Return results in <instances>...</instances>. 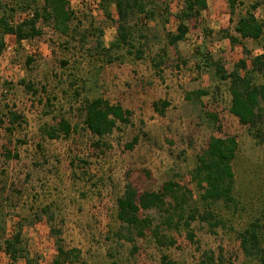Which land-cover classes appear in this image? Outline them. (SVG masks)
I'll return each mask as SVG.
<instances>
[{
  "label": "rangeland",
  "instance_id": "1",
  "mask_svg": "<svg viewBox=\"0 0 264 264\" xmlns=\"http://www.w3.org/2000/svg\"><path fill=\"white\" fill-rule=\"evenodd\" d=\"M68 1L75 15L71 28H77L78 34L62 36L45 27L42 37L20 44L7 36L0 56V111L6 114L7 104L23 122L12 134L0 127V244L22 224V246L30 264H54L56 238L49 234L48 215L41 212L49 207L64 249L73 252L64 264H162V255L174 264H199L208 251L214 252L215 259L222 256L223 264H262L257 257L244 255L236 236L257 223L264 260V142L229 113V82L216 75L217 64L227 73L233 71L246 56L243 46L253 56L261 54L258 43L231 45L223 30L236 36L237 17L230 15L225 0H208L201 17L187 22L185 40L171 46L166 36L176 32L175 15L182 9V0H152L149 6L156 7L154 19L137 16L128 20L131 42L135 50L142 49V59L135 58V50L128 54L126 47L110 52V59H123L109 65L108 57L95 45L100 31L105 48L116 40L115 6H109L108 19L100 0ZM241 1L238 14L258 4L255 16L264 19V0ZM23 16L17 14L15 22ZM166 18L169 23H164ZM81 35L86 37L83 43ZM28 57L33 60L29 65ZM246 63L250 69V60ZM21 80L32 82L38 94L27 92ZM258 82L264 83V75L258 76ZM198 90L208 91L201 98L206 108L193 95L186 97ZM84 98L119 103L132 111L130 124L118 125L104 137L106 147H95L96 139L81 128L69 139H49L45 131L61 116L71 124L80 123ZM162 101L169 106L159 114L153 103L160 109ZM210 112L217 115L216 122L206 116ZM222 135L237 142L232 165L237 209L222 202L210 209L225 227L212 233L206 223L197 220L191 225L195 243L187 240L184 230L167 233L176 240L174 247H159L151 236L136 239L134 244L118 240L114 234L123 229L116 220V199L123 193L126 172L131 171V179L136 180L141 171H148L151 179L143 185L155 191L167 180L177 182L191 192L189 205L202 214L206 206L193 180L196 158L210 137ZM134 137L137 145L132 151L125 150ZM4 149L18 158L6 160ZM27 259L13 264H26ZM0 264H11L3 249Z\"/></svg>",
  "mask_w": 264,
  "mask_h": 264
},
{
  "label": "trees",
  "instance_id": "2",
  "mask_svg": "<svg viewBox=\"0 0 264 264\" xmlns=\"http://www.w3.org/2000/svg\"><path fill=\"white\" fill-rule=\"evenodd\" d=\"M5 1V0H3ZM0 0V56L6 49V37H13L16 43L30 41L42 37L43 29L51 27L56 33L62 36L73 37L78 34L77 28H71L74 19V12L70 7L68 0ZM101 9L108 19H110L109 6L114 5L118 20L115 21L116 40L111 43L109 48H105L101 40L103 33L100 31L96 38L95 49L99 50L101 55L108 57L105 62L112 64L115 60L122 61L123 56L109 58L112 50H123L127 47V53L131 54L135 46L131 42L133 32L128 27V20L137 16H143L145 19H154L157 16L156 7H150L152 0H100ZM228 5L231 16H236L237 21L233 32L236 36L223 30V37L228 39L231 45L243 46L244 42H256L261 48V54L253 56L244 46L245 57L240 59L234 65L232 72L227 73L220 65H216V75L220 81L229 82V92L231 96L229 113L235 117L242 126H247L252 135L264 142V83L258 82V76L264 75V19L256 18L254 11L258 4H251L243 14L236 12L237 5L241 0H225ZM182 9L175 15L178 24L176 32L167 34V42L175 46L183 42L189 27L187 22L198 20L203 11L208 8V0H182ZM165 8L168 10L167 6ZM17 14H24L19 21L15 22ZM142 22V19L138 18ZM164 23H169L166 18ZM140 35V34H139ZM141 36V35H140ZM86 40L81 35V42ZM64 44V43H63ZM66 47V46H64ZM67 49V48H65ZM135 58L142 59L143 51L141 48L135 50ZM247 59L250 60L251 68L247 66ZM33 60L26 58V64L29 65ZM63 66L67 62L61 63ZM242 70V72H240ZM22 85L27 92L33 95L38 94L32 82L21 80ZM72 85V84H71ZM193 95L196 101L201 103L202 108H206L201 98L208 95V91L198 90L186 97ZM75 96H79V90H76ZM49 105V100H47ZM169 106L166 101L161 102L160 109L158 103H153L154 110L162 114ZM4 108L8 111L0 115V127L4 131L12 134L13 129L21 126L22 118L20 114L8 109L7 104ZM79 115L80 123L71 124L68 118L61 116L56 125L49 126L45 135L51 139H69L79 129H83L90 134L96 141L95 147H106L103 138L110 135L118 129V125L126 126L130 124L132 111L125 109L119 103L110 104L102 98L87 99L84 98ZM206 116L212 121L218 120L215 113H207ZM23 143V141H18ZM138 143V138L134 137L131 142L125 145V150L132 151ZM237 142L234 137L222 135L221 137H210L205 148L196 158V166L193 172V180L196 181L200 191V200L206 206L202 214L189 205L187 197L191 192L181 187L173 180L165 181L155 191L143 185L144 180H150L151 174L148 171H141L136 180H132V172L125 174V186L121 196L116 199V220L122 225V231L114 235L118 240H124L134 244L136 239H143L151 236L155 244L159 247H174L176 240L173 235H167L168 232L178 233L180 230L186 231V238L190 243H195V234L191 228L192 223L200 221L206 223L210 231L213 229L225 227V222L216 216L210 210L217 203L222 202L224 206L237 209V202L233 194V184L235 173L233 171V162L236 158ZM6 160L17 159L16 153L4 149L3 153ZM85 167L89 163L79 160ZM73 165V163L71 164ZM168 200V201H167ZM41 212L47 216L50 229L49 234L56 238L57 254L53 259L54 264H64L70 261V254L73 252L64 249V242L61 238V230L55 228L53 224V215L49 214L50 209L46 207ZM22 224L18 229L0 244L11 264L19 259H27L23 249ZM260 226L257 223H251L249 227L242 232L237 233V240L242 252L247 257H257L264 264L263 250L260 247L259 238ZM3 233L4 230L2 229ZM134 246V245H133ZM133 251H137L133 248ZM220 253L221 250H220ZM222 256L215 259L214 252H203L199 264H223ZM31 262L27 259L26 264ZM162 264H174L168 256H161Z\"/></svg>",
  "mask_w": 264,
  "mask_h": 264
}]
</instances>
